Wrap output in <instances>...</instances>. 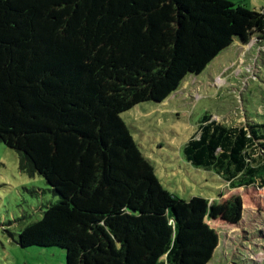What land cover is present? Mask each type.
I'll return each mask as SVG.
<instances>
[{
  "label": "trees",
  "instance_id": "16d2710c",
  "mask_svg": "<svg viewBox=\"0 0 264 264\" xmlns=\"http://www.w3.org/2000/svg\"><path fill=\"white\" fill-rule=\"evenodd\" d=\"M254 36L264 42V10L231 0H0V141L59 197L18 244L64 248L67 264H169L149 240L176 244L186 202L161 185L121 114L163 103ZM262 127L206 113L184 158L232 187L264 184ZM133 185L157 208L131 204Z\"/></svg>",
  "mask_w": 264,
  "mask_h": 264
},
{
  "label": "rangeland",
  "instance_id": "374dc122",
  "mask_svg": "<svg viewBox=\"0 0 264 264\" xmlns=\"http://www.w3.org/2000/svg\"><path fill=\"white\" fill-rule=\"evenodd\" d=\"M231 1L264 10V0ZM206 113L230 125L264 124V42L256 36L246 44L235 41L201 74L189 75L169 102H144L121 114L161 185L186 202L173 215L180 226L176 244H166L169 238L149 242L169 264H264V184L232 187L184 158L183 146ZM261 150L254 151L258 164L264 163ZM129 188L131 204L157 206L150 189ZM58 198L42 175L22 172L18 152L0 141V264H67L64 248L17 242L21 229Z\"/></svg>",
  "mask_w": 264,
  "mask_h": 264
},
{
  "label": "crops",
  "instance_id": "0c3cea01",
  "mask_svg": "<svg viewBox=\"0 0 264 264\" xmlns=\"http://www.w3.org/2000/svg\"><path fill=\"white\" fill-rule=\"evenodd\" d=\"M174 93H175V92H174ZM172 94H173V93H172ZM172 94L168 97V99H166V101L163 102V104L169 102V98L172 96ZM137 106H138V105H137ZM135 107H136V106H135ZM177 109H178V108H175L174 110L176 111ZM213 118H214V117H213ZM215 119H216V118H215ZM217 120H218V119H217Z\"/></svg>",
  "mask_w": 264,
  "mask_h": 264
}]
</instances>
